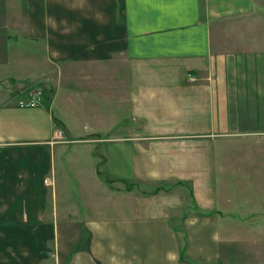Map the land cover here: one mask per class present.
<instances>
[{"label": "crops", "instance_id": "1", "mask_svg": "<svg viewBox=\"0 0 264 264\" xmlns=\"http://www.w3.org/2000/svg\"><path fill=\"white\" fill-rule=\"evenodd\" d=\"M263 20L264 0H0V38L13 45L0 68L21 71L0 72V264L218 257L215 153L264 148ZM40 81L52 97L20 106ZM48 172L103 192L82 195L83 220L59 215Z\"/></svg>", "mask_w": 264, "mask_h": 264}, {"label": "rangeland", "instance_id": "2", "mask_svg": "<svg viewBox=\"0 0 264 264\" xmlns=\"http://www.w3.org/2000/svg\"><path fill=\"white\" fill-rule=\"evenodd\" d=\"M252 22L253 17L251 16H248L245 20L247 24H253ZM262 22L263 25L264 20ZM259 36L260 39H264L262 33H259ZM0 43H5L6 46H9L4 48L1 47L0 52L3 53V51L7 52L10 49L13 50V45L11 46V44L1 38ZM17 44L20 45V43ZM24 59L30 60L31 58L26 55ZM15 65L16 63L14 61L12 65L6 67V69L0 68V72H6L7 75L5 76L11 75L17 78V74L21 73V71L18 70ZM32 66V64L29 66L27 64L24 67L29 70ZM5 80L6 79H3L1 75L0 84H4ZM48 82H51V85L48 84L47 86V84L41 82L34 87L27 86V88L29 90H33V88L41 90L42 95L46 93L48 97H52V85L54 84L52 81ZM6 91L11 94L13 90L8 88ZM1 92L2 90H0V93ZM27 92L29 93V91ZM20 98H24V96ZM126 109L127 107L123 105L119 107L118 110L117 117L120 119L122 118L123 121L126 114H128ZM56 115L59 117V112L56 111ZM92 116L93 114L88 111L83 118H87L91 121L93 119ZM81 118H77L80 124L76 125L74 123L77 128L73 130L79 134H84L82 130L84 122ZM57 119L60 120V118ZM67 119L73 123L69 115ZM60 123L64 126L63 122ZM60 127L61 126L58 125V128ZM70 144L71 143L62 144V147L68 150L72 145L71 147L73 148L74 144ZM79 144L74 147L77 149L78 153L87 152L83 146ZM230 145V147L227 146L224 149H218L215 153L217 157L216 169H218L215 177V183L217 185L216 195L219 201L217 207L224 211V215L219 216L217 220L219 229L217 234L220 240L223 241L220 244L222 249L219 256L211 259L208 261L209 263L206 264H264V148L257 147L255 142L249 140L231 143ZM86 146L96 158L97 152L94 143H86ZM57 157L55 158V163L59 169ZM221 163L222 166L218 168ZM48 176L51 180L46 186L49 192L48 196L51 197L52 193H55L56 196V191H61V195L59 192V195L56 196V201L60 205L59 211H62V214L59 213L60 216L66 214L67 210L74 213L76 209L80 210V208H82V195L90 193V198L93 199L103 194L102 191L98 192L96 189L90 190L88 187H86V191V189L78 183L79 180L75 175H67V177H65L58 172L55 174L48 172ZM171 186L173 185L171 184ZM72 204H77L78 207L73 208L70 206ZM76 213L79 215L80 220L85 218L81 212ZM79 225L82 227V222H80ZM192 263L197 264L194 261H192Z\"/></svg>", "mask_w": 264, "mask_h": 264}, {"label": "built area", "instance_id": "3", "mask_svg": "<svg viewBox=\"0 0 264 264\" xmlns=\"http://www.w3.org/2000/svg\"><path fill=\"white\" fill-rule=\"evenodd\" d=\"M27 96H24L23 99L19 100V104L20 106H35V105H39L42 104L43 102V95H42V91L41 90H37V89H33L31 91H29V93L26 94ZM60 140L58 138H56L54 140L57 141Z\"/></svg>", "mask_w": 264, "mask_h": 264}, {"label": "trees", "instance_id": "4", "mask_svg": "<svg viewBox=\"0 0 264 264\" xmlns=\"http://www.w3.org/2000/svg\"><path fill=\"white\" fill-rule=\"evenodd\" d=\"M44 96V95H43ZM164 186V184H158V186H155L154 188H149L147 190L149 191H145V192H150V190L154 193V191H158L159 189H161ZM167 187V185H165V188Z\"/></svg>", "mask_w": 264, "mask_h": 264}]
</instances>
